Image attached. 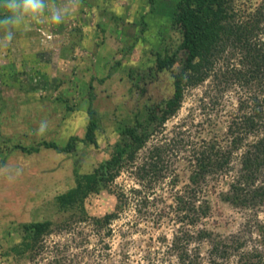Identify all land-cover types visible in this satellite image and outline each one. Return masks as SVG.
<instances>
[{
    "label": "rangeland",
    "instance_id": "374dc122",
    "mask_svg": "<svg viewBox=\"0 0 264 264\" xmlns=\"http://www.w3.org/2000/svg\"><path fill=\"white\" fill-rule=\"evenodd\" d=\"M62 2L71 7L75 0ZM175 2L158 0L151 13L148 0H80L74 14L50 28L51 38L37 24L33 31H15L11 44L0 48V68L5 67L0 69V145L45 140L62 146L70 137L82 140L89 91L98 119L96 145L77 142L73 155L42 149L7 156L0 168V264H264L259 235L264 205L235 208L221 199L234 174L208 176L200 183L196 205L208 202L211 210L207 217L194 215V225L188 222L193 215L174 201L188 184L191 146L186 141L206 136L203 130L212 124L225 131L239 99L248 101L255 91V86L223 82L222 60L203 84L185 90L179 111L150 137L134 163L85 200L84 209L60 213L54 207V198L74 186V167L80 174L93 172L113 145L125 140L120 129L143 119L146 107L171 97L185 54L179 52L180 61L170 71H157L154 61L158 51H174L180 42L170 26ZM3 36L0 30V45ZM43 51L50 54L49 64L35 60ZM29 84L39 89L27 92ZM42 122L47 128L41 135ZM165 143L172 150L160 170L138 179L150 150ZM241 153L233 155L234 166ZM3 156L0 152V160ZM175 173L179 183L171 186ZM120 199L123 208L116 218L97 228L95 220L114 212ZM45 220L52 221V232L34 260L4 256L21 240L19 224ZM203 230L207 239L199 234Z\"/></svg>",
    "mask_w": 264,
    "mask_h": 264
},
{
    "label": "trees",
    "instance_id": "16d2710c",
    "mask_svg": "<svg viewBox=\"0 0 264 264\" xmlns=\"http://www.w3.org/2000/svg\"><path fill=\"white\" fill-rule=\"evenodd\" d=\"M148 4L153 13L158 0H148ZM2 18L3 9L0 8ZM170 26L179 32L180 42L174 51L169 52L167 47L158 51L154 66L159 72L170 71L180 61L179 52L185 54L181 71L173 77L171 97L146 107L143 119H136L132 126L120 129L119 133L125 140L115 143L109 157L101 161L93 172L80 174L77 167L73 168L74 186L53 200L57 212L84 209V202L89 196L106 188L122 168L134 163L150 137L179 111L185 90L203 84L221 60L223 82L248 86L250 89L255 86V91L248 101L239 99L225 131L223 127L212 124L208 131L203 130L206 136L198 134L197 139L186 141V145L191 146L188 157L190 174L183 195L177 194L174 201L179 210L193 215L188 222L194 225L198 221L194 215L197 218L207 217L211 210L208 202L196 205L200 183L205 182L208 176L225 178L234 174L233 180L226 183L227 191L221 194L222 201L235 208L257 209L264 205V0L258 3H254V0H176ZM34 57L37 62H51L49 53L44 51L36 53ZM3 84L4 80L0 77V87ZM35 86L29 84L27 92L39 89ZM88 95V123L82 140L70 137L62 146L45 140L30 146L10 145L9 140H4L0 145V152L4 155L0 168L7 156L15 151L26 156L37 154L42 149L73 155L77 142L96 145L98 119L92 106L93 93L89 91ZM67 109L71 110L68 106ZM171 143L175 141L172 139ZM172 144H159L150 150L149 157L138 167L137 178L143 180L149 170L158 172L166 153L172 150ZM178 145H182L181 141ZM240 150L242 153L234 166L232 157ZM178 183L175 173L171 186H178ZM121 202L120 199L114 212L95 220L97 228L107 226L116 218L123 208ZM52 226L50 220L19 224L21 240L9 247L4 256L34 260L43 250L42 240L52 232ZM199 234L206 239L210 236L204 230ZM259 235L264 246V231L261 230Z\"/></svg>",
    "mask_w": 264,
    "mask_h": 264
},
{
    "label": "clouds",
    "instance_id": "9594fccd",
    "mask_svg": "<svg viewBox=\"0 0 264 264\" xmlns=\"http://www.w3.org/2000/svg\"><path fill=\"white\" fill-rule=\"evenodd\" d=\"M80 7V0L69 7L62 0H3V18L0 19V30L4 31L3 43L0 48H7L15 31H28L33 23L42 26L44 34L52 37L50 28L63 24ZM47 123L42 122L37 134L46 131Z\"/></svg>",
    "mask_w": 264,
    "mask_h": 264
},
{
    "label": "crops",
    "instance_id": "0c3cea01",
    "mask_svg": "<svg viewBox=\"0 0 264 264\" xmlns=\"http://www.w3.org/2000/svg\"><path fill=\"white\" fill-rule=\"evenodd\" d=\"M37 24H39V23H33L34 27H32V28L29 29V30H32V31H33L34 29H39V28L37 27V26H38ZM35 26H36V27H35ZM0 56H3V55H2V51H0ZM49 56H50V54H49ZM39 61H40V59H39ZM45 64H46V63H45ZM45 64H44V65H45ZM2 68H3V69H2ZM2 68H0V69H2V71H5V69H4L5 67H2ZM0 72H1V70H0ZM1 88H2V87H1Z\"/></svg>",
    "mask_w": 264,
    "mask_h": 264
}]
</instances>
